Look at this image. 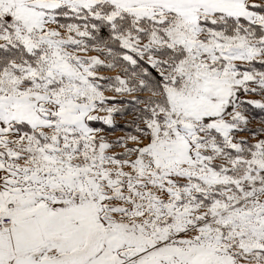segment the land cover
I'll use <instances>...</instances> for the list:
<instances>
[{
	"label": "snow or ice",
	"instance_id": "snow-or-ice-1",
	"mask_svg": "<svg viewBox=\"0 0 264 264\" xmlns=\"http://www.w3.org/2000/svg\"><path fill=\"white\" fill-rule=\"evenodd\" d=\"M0 264H264V0H0Z\"/></svg>",
	"mask_w": 264,
	"mask_h": 264
}]
</instances>
